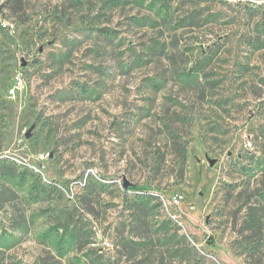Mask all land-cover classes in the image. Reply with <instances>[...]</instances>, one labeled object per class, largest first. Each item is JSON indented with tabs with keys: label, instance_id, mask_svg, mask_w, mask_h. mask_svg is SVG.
I'll return each instance as SVG.
<instances>
[{
	"label": "rangeland",
	"instance_id": "obj_1",
	"mask_svg": "<svg viewBox=\"0 0 264 264\" xmlns=\"http://www.w3.org/2000/svg\"><path fill=\"white\" fill-rule=\"evenodd\" d=\"M0 264H264V0H0Z\"/></svg>",
	"mask_w": 264,
	"mask_h": 264
},
{
	"label": "trees",
	"instance_id": "obj_2",
	"mask_svg": "<svg viewBox=\"0 0 264 264\" xmlns=\"http://www.w3.org/2000/svg\"><path fill=\"white\" fill-rule=\"evenodd\" d=\"M99 32L104 33L103 35L106 36H111L113 33L108 29H101L99 30ZM1 176L5 180L17 184L18 186H24L25 184L29 183L30 195H32V199H34L35 201L39 200L42 196L41 194L45 193L46 191V185L38 182L37 175L27 168H24V170L18 173V175L16 176L9 171H2ZM59 226L61 227L60 224Z\"/></svg>",
	"mask_w": 264,
	"mask_h": 264
},
{
	"label": "built area",
	"instance_id": "obj_3",
	"mask_svg": "<svg viewBox=\"0 0 264 264\" xmlns=\"http://www.w3.org/2000/svg\"><path fill=\"white\" fill-rule=\"evenodd\" d=\"M246 145H247L248 147H250V146H251V143L248 142ZM182 201H183V197H181V196H177V197H174V198H173V204H174L175 206H179V204H180Z\"/></svg>",
	"mask_w": 264,
	"mask_h": 264
},
{
	"label": "water",
	"instance_id": "obj_4",
	"mask_svg": "<svg viewBox=\"0 0 264 264\" xmlns=\"http://www.w3.org/2000/svg\"><path fill=\"white\" fill-rule=\"evenodd\" d=\"M123 185H124V188L126 189V188L129 187L130 184H128V183H126V182L124 181V184H123Z\"/></svg>",
	"mask_w": 264,
	"mask_h": 264
}]
</instances>
